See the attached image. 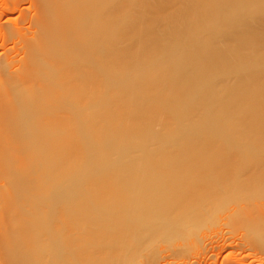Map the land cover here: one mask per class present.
Here are the masks:
<instances>
[{"label":"bare ground","instance_id":"bare-ground-1","mask_svg":"<svg viewBox=\"0 0 264 264\" xmlns=\"http://www.w3.org/2000/svg\"><path fill=\"white\" fill-rule=\"evenodd\" d=\"M30 1L27 22L6 26L17 53L0 67L4 262L152 264L156 245L185 253L221 191L252 198L221 162L224 145L264 142V0ZM159 106L177 122L170 140L144 132ZM87 126L116 135L98 155L121 154L72 173L66 146ZM145 141L158 145L147 157ZM252 156L264 176V149ZM246 210L243 227H264Z\"/></svg>","mask_w":264,"mask_h":264},{"label":"rangeland","instance_id":"rangeland-1","mask_svg":"<svg viewBox=\"0 0 264 264\" xmlns=\"http://www.w3.org/2000/svg\"><path fill=\"white\" fill-rule=\"evenodd\" d=\"M31 8L32 4L30 0H0V67L2 66V58L4 56L6 57L8 54L12 56L17 53L15 49H11V43H3L6 26H17L18 24L26 23L25 16L31 15L29 12ZM154 57L152 56L150 59ZM138 64L141 63L133 61L126 65V70L130 72ZM237 65L238 60H233L232 67L234 70L246 64ZM211 69H215V67ZM118 79H120L119 76L112 75L111 83L114 81L119 82ZM200 82L198 81L196 84ZM187 85L183 89L189 90L190 85ZM162 94L176 97V99H170L177 100L178 102L185 99L186 96L183 91L174 95L169 91H165ZM89 98L86 96L81 97V105L85 104ZM177 101L171 102L178 104ZM156 104L154 103L153 105L154 109H156ZM182 108L183 105L179 107V111ZM161 109L164 112L153 120L148 121L146 123V131L144 132L150 133L151 136L153 133L158 138L170 140L171 136L177 132V122L168 109ZM188 122L192 123L191 121ZM215 132L217 133L218 130ZM86 136L87 138L84 140ZM79 138L81 142L78 144L66 146L68 159H71L68 163L74 162L71 168L72 173H79L81 171L85 173L90 172L99 167L100 163L104 164V167H107L121 154L117 149H113L109 155H98L97 152L101 148V145L107 144V150L112 149L116 135L110 134V132L87 126L82 128ZM146 141L138 151L147 157L144 150L152 151L158 148V145L151 141L146 143ZM223 147L228 151L227 155L230 158L222 160L221 165L235 174L233 175L236 176L235 180L246 179L247 181H252V185L245 186L246 188H250L247 193H250L252 198L244 199L242 196L244 194L239 192L244 189L243 185H234L230 190L221 191L220 193H223L221 198L208 209L204 218L196 224L197 229L194 231V235L184 247L185 253L181 252L178 247L169 246L165 243L156 245L157 251L153 254L155 258L152 264H264V227L246 229L242 226L244 224L243 218L247 212L246 209L249 206L251 209H255V213H264L262 211L264 210V176L258 171L251 172L252 165L255 166L257 163H253L254 159L252 155H254L255 151L264 149V142L252 141L238 143L234 146L224 145ZM90 155H94L93 159L90 158ZM204 175L207 176L208 173L205 172ZM65 224L69 225L70 223L65 222ZM66 230H71V225ZM11 235H14V233H11ZM1 237L0 264H8L1 257L4 253ZM15 239L20 241L17 236H15ZM144 264H148L147 259Z\"/></svg>","mask_w":264,"mask_h":264}]
</instances>
